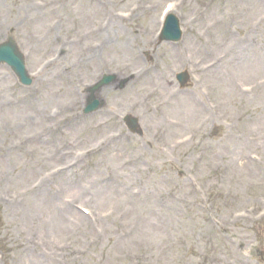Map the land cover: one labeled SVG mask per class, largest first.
<instances>
[{
    "label": "rangeland",
    "instance_id": "rangeland-1",
    "mask_svg": "<svg viewBox=\"0 0 264 264\" xmlns=\"http://www.w3.org/2000/svg\"><path fill=\"white\" fill-rule=\"evenodd\" d=\"M24 1L30 0H0V44L8 38V34L11 33L9 31L15 26L14 35L22 37L27 45L34 46L38 43L37 37L45 35L47 36V45L52 50L58 40L67 39L68 36H72V33L79 30H89L103 14V9L95 4L70 0L69 5L72 7L69 10L70 14L68 15L65 11L61 12L57 19L65 20V22L60 21L62 23L60 29H56L55 33L50 34L49 24L54 19L43 17L37 25L32 26L28 17H21L20 13H14L13 8L19 2ZM132 1L145 4V12L135 17L136 23L142 28L147 26L148 21L156 19L157 15L153 13L152 6L163 2V0H105V6L108 8L115 6L114 9L119 6V8L127 10L133 4ZM197 11L198 9L195 8L193 13ZM263 11V0H232L226 3H217L210 20L224 19L229 22L232 29L242 26L250 27L251 22L264 13ZM88 14H99V19H85ZM126 28L127 25H120L116 28L111 35V45L118 44L112 40L115 33H126ZM204 29V26H201L198 30L203 32ZM147 33L150 35L151 31ZM127 35L129 34L127 33ZM214 35L211 41L206 42L208 46L221 52L230 47L228 43L232 39L226 37L224 30L217 31ZM76 55L77 52H72L71 58L67 62L70 65L72 78L92 80L98 73L96 64L94 63L95 67L91 68L92 65H89L88 59H79L76 58ZM131 57L132 55L122 58L111 57L110 59L112 64L117 67L128 63ZM157 61L162 64L163 70L169 72L180 65L179 62H175L174 66L170 59L159 58ZM240 65V70L247 72L252 77L239 78L237 74L239 80L249 83L264 78V71L259 70L255 59L248 60V57H245ZM81 66H84V69ZM225 77L229 79L226 73ZM234 86L233 82L232 85L228 84L229 92L226 93V96L220 95L219 98H234ZM51 91L54 92L55 89ZM108 92L110 90L103 93L106 95ZM15 94L13 80L0 71V98L3 99L4 96H7L11 100ZM70 99L71 97L63 101ZM188 101L190 102V100ZM59 103H61L60 100L50 97L47 108L50 106L56 108ZM174 110H170L172 115L182 119ZM199 115L192 116V123L186 124L189 127H184L183 134L192 132L190 126L195 124ZM28 118L31 124L25 129H27V134L32 135L31 138H26L27 145L23 147L8 134L7 127H4L6 124L11 127L16 123H18L16 127H23L20 124L23 123L20 108L12 106L9 102L7 111L0 110V150L6 151L4 157L0 156V182L3 183L4 189L12 193L11 196L15 199L14 203L16 204L14 207L5 206L0 212V219L3 221L0 222V246H8L9 250L13 246L12 244H17L16 241L29 245L31 241L42 240L53 251L58 252L60 248L69 251L72 257L68 264H125L129 256H145L147 264H199V262L200 264H264V258L259 257L257 249L250 252L251 248L260 246L258 249L264 253V223L255 225L249 221L232 222L230 225H226V228L219 229L221 225L225 226L228 218L232 220V213L236 211L244 210L250 206L264 208V164L259 165L261 167L259 168L248 160L249 152H257L256 148H260L259 141L262 142V145L264 144V127L253 128L243 125L238 127L234 123L231 128L234 130L231 137L216 145L211 159L204 157L199 160L198 157L191 156L187 161L171 160L175 165H178L179 173H174L176 176H181L180 172L182 171L181 173L186 175L189 181L192 178V181L196 183L197 190L201 189V192L204 191L212 199L213 206H211V202L204 199L202 201L203 209L194 210L193 213L181 204L180 210L174 209L171 205L172 199L169 197V194L174 195L176 192L181 199L187 202L196 201L194 195L189 196L188 182L185 183L184 188H181L177 181L174 183L170 174L163 173L165 170L160 159L157 157L148 158L141 163L134 157L137 154L136 151L123 150L121 154L115 156L112 153V148L82 167L75 175L65 177L63 182L77 179L81 186H86L102 177V174L108 169H112L116 175L132 178L131 189H143L145 186L149 188V195L145 198L142 196L141 201L131 204H128L129 192L125 187L121 186L118 190L115 185L107 186L105 190L114 189L117 191L118 199L113 197L105 202L99 201L97 205H94L97 200L90 202L89 197L85 199V202L74 198L77 200V204L94 208L93 210L99 213L111 212L109 219L102 222L101 230L104 231L102 238L93 244L91 239L95 236V232L88 222L90 233L86 231L85 225L75 215L77 212L72 207L68 208L73 211L66 210L68 215L64 213L70 224H61L59 216L64 206L59 204V208H57L52 205L51 199L47 201V197H57V195L47 190V197L45 198L44 195L41 200L39 194H28L27 191L36 180L35 177L42 173L41 180H43V171L64 163L71 150L58 152V147L62 146L63 138H51L46 129L39 127L40 122L36 116H28ZM102 119L103 117H100L90 125L95 126V123ZM73 138L72 141L84 149L106 140V135L87 131L84 134L73 136ZM151 159L162 167L155 172L147 173L144 171L145 165L154 166ZM100 160L102 163L97 166ZM179 163H182V168ZM90 173H94L93 176L89 177ZM58 184H61V180L58 181ZM95 191L92 189L90 194L93 195ZM68 197L75 196L68 193ZM140 216L145 219L142 220ZM63 220L66 222L65 217ZM129 222L141 224L136 236L129 242L117 244L116 242L120 239L123 231L127 230ZM73 223L74 225H72ZM77 226L85 234L73 232ZM171 239L178 240L176 246H167L169 243H176ZM80 253L86 255L81 261L75 263L73 254ZM161 254L163 256H160ZM24 263L25 259L22 260L21 253L16 252L11 264Z\"/></svg>",
    "mask_w": 264,
    "mask_h": 264
},
{
    "label": "bare ground",
    "instance_id": "bare-ground-1",
    "mask_svg": "<svg viewBox=\"0 0 264 264\" xmlns=\"http://www.w3.org/2000/svg\"><path fill=\"white\" fill-rule=\"evenodd\" d=\"M78 216V215H77ZM79 217V216H78ZM64 218V217H63ZM64 221V220H63ZM65 222V221H64Z\"/></svg>",
    "mask_w": 264,
    "mask_h": 264
}]
</instances>
